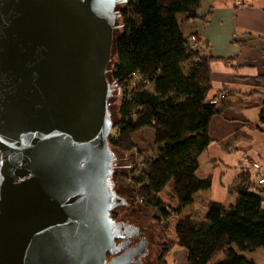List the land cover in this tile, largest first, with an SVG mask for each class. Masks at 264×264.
Here are the masks:
<instances>
[{
  "label": "water",
  "instance_id": "1",
  "mask_svg": "<svg viewBox=\"0 0 264 264\" xmlns=\"http://www.w3.org/2000/svg\"><path fill=\"white\" fill-rule=\"evenodd\" d=\"M118 3L0 0V264L136 255H118L112 216L128 205L110 145Z\"/></svg>",
  "mask_w": 264,
  "mask_h": 264
},
{
  "label": "trees",
  "instance_id": "2",
  "mask_svg": "<svg viewBox=\"0 0 264 264\" xmlns=\"http://www.w3.org/2000/svg\"><path fill=\"white\" fill-rule=\"evenodd\" d=\"M201 7L202 0H119L107 76L121 100L110 145L131 153V165L116 177L135 186L128 206L139 200L153 207L163 228L174 220L175 238L164 243L157 264H169L175 246L186 249L187 264H258L248 254L264 248L259 176L256 184L242 179L233 203L211 201L205 214L191 208L196 194L213 185L212 176L198 174L200 155L214 141L213 117L226 107L213 102L218 95L210 97L214 56L201 52L199 32L188 30L193 20L206 19ZM145 129L155 132V145L142 149L135 136ZM244 137L238 132L225 148L235 150Z\"/></svg>",
  "mask_w": 264,
  "mask_h": 264
},
{
  "label": "crops",
  "instance_id": "3",
  "mask_svg": "<svg viewBox=\"0 0 264 264\" xmlns=\"http://www.w3.org/2000/svg\"><path fill=\"white\" fill-rule=\"evenodd\" d=\"M200 11L206 19L193 20L188 30L198 31L203 47L214 56L210 97L227 96L225 109L212 119L214 141L200 155L198 174L204 168L199 176H212V186L224 187L220 200L209 198L206 204L228 205L237 200L242 179L256 184L257 176H264V0H202ZM238 132L246 137L235 150H227L224 144ZM254 161L261 163L260 172L252 167Z\"/></svg>",
  "mask_w": 264,
  "mask_h": 264
},
{
  "label": "rangeland",
  "instance_id": "4",
  "mask_svg": "<svg viewBox=\"0 0 264 264\" xmlns=\"http://www.w3.org/2000/svg\"><path fill=\"white\" fill-rule=\"evenodd\" d=\"M199 50L203 53H209L206 47H200ZM113 63V62H112ZM111 63V64H112ZM111 65L110 68L111 69ZM211 91H214L213 88ZM113 96L111 98V104H110V112L111 115L114 118L117 117V112L119 109V104L121 100V92L120 90H117L115 88L113 92ZM227 96V92L220 93L218 95V102L223 101ZM115 128L113 129V133H115ZM111 134V135H112ZM136 141L139 144V147L142 149H147L149 147H153L155 144V132L151 129H145L141 132L136 134ZM115 160H114V169L115 174L113 176V181L115 183L114 191L118 193L120 196L124 197L128 202H130V199H133L134 196V190L135 186L134 184L128 179L125 180L122 177L118 176L116 177L117 173L123 172L124 174L129 173L130 171V165H131V153L124 152V151H118L115 150ZM137 160V157H136ZM258 161H254L253 163H256ZM252 163V167L254 168ZM259 163V162H258ZM261 165V163H260ZM262 168V165L260 166ZM204 170V168H201ZM199 170V174L202 175V170ZM261 170V169H260ZM230 174L227 175V179H229ZM226 180V179H225ZM224 190L223 186H219L218 184H215V186H212L211 189L208 190H202L199 191L195 196V202L191 206L193 209H199L203 214L206 213V209L208 208V204H206L207 200L209 198H213V200H220L221 198V192ZM264 192V191H263ZM208 194V196H207ZM167 199L170 197L166 194L165 195ZM226 202V201H225ZM131 206L128 205H121L115 210L112 211V216L120 222L122 225H128L130 227L134 226L141 230L143 234L145 235L144 238H140L142 236H132L133 242H137L136 245H141V240L144 241V246L146 245L145 249L148 250L147 256L140 259V257L143 255L138 254L136 261L134 264H155V260L159 257L161 253L162 246L165 242H169L175 238V231H174V225L173 221L170 220L166 226L163 228L162 224H160L156 217H157V211L153 207H146L144 206L139 200H134ZM172 246H170L171 248ZM262 252H256L255 254L251 253L248 254L249 256H253L257 258L259 261V264H264V248H259ZM174 253L170 257L169 264H173L174 258H177L176 263L174 264H185L187 259V251L182 246H175L173 248ZM182 258L184 259L182 261ZM143 259L145 262H143ZM157 264V263H156Z\"/></svg>",
  "mask_w": 264,
  "mask_h": 264
},
{
  "label": "flooded vegetation",
  "instance_id": "5",
  "mask_svg": "<svg viewBox=\"0 0 264 264\" xmlns=\"http://www.w3.org/2000/svg\"><path fill=\"white\" fill-rule=\"evenodd\" d=\"M123 226L124 227L126 226V228L120 230V236L117 239V243H118V245L121 248L120 251H119V253H118V255H120V256L124 255V257L128 256V260H129V258L131 257V255H133L134 253H136V255H134L132 257V261H131V259L129 260L132 264H134L135 261H136V258L138 256V254H140V253H141V255L144 254L143 257L142 256L140 257V259L142 260V258H144L145 256H147V254H145V253H147L148 250L145 249L146 245L145 246L143 245L144 244V241L143 240H141L142 241L141 242V245H140V243H139V245H136L137 242L136 243L133 242L132 236L130 234H132L134 236H142L140 238H144L145 235L143 234V232L141 230H139L138 228H136L134 226H132V227H130L128 225H123ZM112 257H113V255H109L108 259H111ZM144 259H143V262H145ZM156 263H157V260H155V264ZM119 264H121V263H119Z\"/></svg>",
  "mask_w": 264,
  "mask_h": 264
},
{
  "label": "built area",
  "instance_id": "6",
  "mask_svg": "<svg viewBox=\"0 0 264 264\" xmlns=\"http://www.w3.org/2000/svg\"><path fill=\"white\" fill-rule=\"evenodd\" d=\"M192 40H193V42H194L195 44L198 43L196 37L193 36V39H192ZM217 101H218V97H217L216 99L213 100V102H217ZM253 166H254L255 169H257V170L260 172V169H261V167H260V166H261L260 163H258V162L253 163ZM259 183L264 185V176H263L262 174H260V176H259Z\"/></svg>",
  "mask_w": 264,
  "mask_h": 264
}]
</instances>
